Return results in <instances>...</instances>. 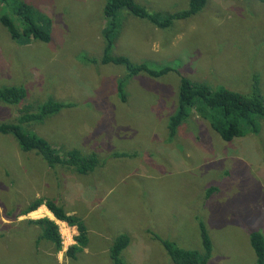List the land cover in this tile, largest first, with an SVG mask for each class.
Wrapping results in <instances>:
<instances>
[{"label": "rangeland", "instance_id": "374dc122", "mask_svg": "<svg viewBox=\"0 0 264 264\" xmlns=\"http://www.w3.org/2000/svg\"><path fill=\"white\" fill-rule=\"evenodd\" d=\"M22 1L49 20L50 39L14 41L0 22V87L26 92L17 105L0 102V124H14L21 109L36 112L48 99L70 104L22 129L60 155L75 148L99 165L87 175L52 168L0 133V264H112L109 249L119 234L129 237L121 264H171L154 236L202 257L200 220L213 246L206 264H255L249 235L264 237V118L256 117L257 134L229 142L194 111L172 138L168 126L181 76L240 93L252 92L257 80L264 100V4L207 0L200 12L162 30L120 11L113 55L173 67L154 79L126 78L123 66L101 63L105 0ZM135 1L161 14L189 2ZM7 2L0 1V15L9 12ZM34 197L55 199L83 219L88 243L82 251L66 254L75 241L59 222L61 247L41 238L33 224L40 213L16 220Z\"/></svg>", "mask_w": 264, "mask_h": 264}, {"label": "trees", "instance_id": "16d2710c", "mask_svg": "<svg viewBox=\"0 0 264 264\" xmlns=\"http://www.w3.org/2000/svg\"><path fill=\"white\" fill-rule=\"evenodd\" d=\"M7 5L8 0H0ZM9 12L0 15L1 24L7 29L12 40L29 41L30 38L41 42H48L50 39L48 19L37 9L22 0H9ZM207 0H189L188 8L173 13L161 14L160 12H149L144 6L135 0H105L103 6V17L106 20L103 30L104 47L101 56L102 64L120 65L125 68L126 78L143 74L149 78H159L170 71L171 66H159L153 68L147 63L135 64L126 56L113 55L112 49L115 36L119 28V13L127 11L134 17L148 20L158 29H166L175 20H184L200 12L206 5ZM264 4V0H260ZM257 77L255 76L254 79ZM118 92L121 100H125L123 92V80L118 83ZM253 91L240 93L231 91L225 87L218 86L211 88L205 83L192 82L185 77H180L178 92V108L171 116L168 126L169 137H173L177 128L187 118L188 112L194 111L197 115L206 120L211 128L225 142L234 138L242 137L245 134L258 132L256 117L264 118V100L257 92L258 81L253 82ZM25 89L21 86L0 87V102L17 105L25 98ZM70 104L58 102L52 99L46 100L38 106L36 112H30L28 107L21 109V114L14 124H0L1 134H11L17 140L23 152H36L37 155L50 167L56 166L69 169L79 175H87L98 165L97 158L93 155L85 157L78 149H71L65 153H60L47 143L46 140L37 135L24 131L22 124L30 121H42L44 117L58 113L63 108H68ZM126 155V154H117ZM210 189L209 191H211ZM44 204L49 212L60 221H65L69 226L76 227L77 235L74 238L75 244L68 247L66 254L74 256L88 243L87 227L82 218L77 215L68 214L64 204H57L55 199L36 198L23 209V214L37 209ZM42 229L41 238L54 242L61 247V236L58 226L48 218L33 221ZM200 232V244L203 256L200 251L194 249H183L178 247L174 241L158 240L166 253L170 257L171 264H206L212 255V241L208 231L200 220L198 222ZM249 242L255 254V264H264V237L259 232H252L249 235ZM129 244V237L126 234H119L115 237L110 249L109 257L112 264H121L120 254ZM206 262V263H205Z\"/></svg>", "mask_w": 264, "mask_h": 264}, {"label": "crops", "instance_id": "0c3cea01", "mask_svg": "<svg viewBox=\"0 0 264 264\" xmlns=\"http://www.w3.org/2000/svg\"><path fill=\"white\" fill-rule=\"evenodd\" d=\"M34 198H37V197H34ZM57 204H60V203H58V201H57ZM26 206H28V205H26ZM25 206V207H26ZM22 210V209H21ZM40 211V212H39ZM35 213H37V214H39L40 213V216H38V218L36 219V218H33V217H31L33 214H35ZM31 217V218H30ZM17 219V221H20L21 219H23V218H29V219H36V220H38V219H42V218H48L49 220H52V221H54V222H56L57 224H58V222L59 223H66L65 221H60V220H57L50 212H49V210L47 209V207L44 205V204H41L39 207H37V209H35V210H33V211H30V212H28V213H25V214H22L21 213V211L17 214V217H16ZM34 224V223H33ZM67 224V223H66ZM36 225V224H35ZM68 225V224H67ZM38 226V225H37ZM39 227V226H38ZM68 227H69V229L71 230V228H72V226H69L68 225ZM75 228V232L77 233V229H76V227H74ZM71 232V231H70Z\"/></svg>", "mask_w": 264, "mask_h": 264}, {"label": "built area", "instance_id": "2783aa9c", "mask_svg": "<svg viewBox=\"0 0 264 264\" xmlns=\"http://www.w3.org/2000/svg\"><path fill=\"white\" fill-rule=\"evenodd\" d=\"M60 224L62 225V227L59 225L58 228H60V227H61V229H63V228H68V231H69V232L71 231V233H72V237H71L70 239L73 240L74 237L76 236V234H74V232H75V228L72 227L71 230H70L69 227H68V225H67L66 223H60ZM57 225H58V224H57Z\"/></svg>", "mask_w": 264, "mask_h": 264}, {"label": "clouds", "instance_id": "9594fccd", "mask_svg": "<svg viewBox=\"0 0 264 264\" xmlns=\"http://www.w3.org/2000/svg\"><path fill=\"white\" fill-rule=\"evenodd\" d=\"M55 224L57 225V223H56V222H55ZM57 226H58V225H57ZM76 235H77V234H76ZM73 244H74V243H73ZM70 246H72V245H70ZM70 246H69V247H70ZM65 249H68V248H65Z\"/></svg>", "mask_w": 264, "mask_h": 264}, {"label": "bare ground", "instance_id": "6f19581e", "mask_svg": "<svg viewBox=\"0 0 264 264\" xmlns=\"http://www.w3.org/2000/svg\"><path fill=\"white\" fill-rule=\"evenodd\" d=\"M40 212V211H39Z\"/></svg>", "mask_w": 264, "mask_h": 264}]
</instances>
